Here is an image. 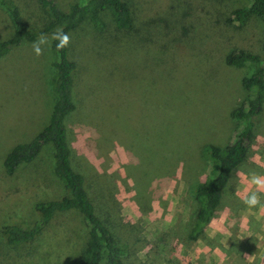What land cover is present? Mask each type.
I'll return each mask as SVG.
<instances>
[{
	"label": "rangeland",
	"instance_id": "374dc122",
	"mask_svg": "<svg viewBox=\"0 0 264 264\" xmlns=\"http://www.w3.org/2000/svg\"><path fill=\"white\" fill-rule=\"evenodd\" d=\"M11 1L27 27L48 20L33 0ZM56 1L63 11L75 2ZM123 1L136 6L130 34L115 32L108 12L102 13L104 31L97 32L84 20L69 33L76 111L67 117L66 138L89 198L108 219L114 238L126 245L125 264H264V209H249L242 202L253 189L237 175L264 176V109L255 119L247 157L231 174L204 236L186 239L198 207L192 186L209 172L197 150L204 144L223 147L231 142L240 127L229 113L250 95L240 80L251 67H227L223 56L232 49L262 55L261 21L251 18L239 29L224 24L231 11L249 0ZM144 3L155 5L149 11ZM10 35V23L0 10V41ZM53 60L49 46L37 57L32 43L0 58V228L11 223L29 227L35 203L63 194L52 173L50 144L11 177L2 168L10 149L30 142L48 122L54 100ZM123 64L124 88L113 121L123 147L109 138L99 150L78 108L93 103L95 95L87 86L102 81L113 65ZM259 195L264 204V192ZM58 214L43 236L25 249L6 247L0 232V264L17 254H22L23 264H77L84 226L75 213ZM221 217L226 218L223 225L218 223ZM27 251L32 258L25 257Z\"/></svg>",
	"mask_w": 264,
	"mask_h": 264
},
{
	"label": "trees",
	"instance_id": "16d2710c",
	"mask_svg": "<svg viewBox=\"0 0 264 264\" xmlns=\"http://www.w3.org/2000/svg\"><path fill=\"white\" fill-rule=\"evenodd\" d=\"M33 1L39 9L44 10L48 18L41 26L35 28L26 26L13 1L0 0V10L6 15L11 26L9 38L0 41V58L12 48L33 43L41 34L51 36L58 28H63L69 34L84 20H88L97 32H102L106 29L102 18L103 12L110 15L115 32L127 34L132 32L133 10L136 6H129L123 0H75L66 11L60 8L56 0ZM144 4L149 5V11L155 5ZM251 18H258L261 21L264 34V0H249L246 6L231 11L224 19V24L239 29ZM56 43L57 41H51L50 46L54 56L51 65L53 71L51 91L54 100L48 122L30 142L12 147L2 161V168L5 176L11 177L20 165L30 163L43 145L50 144L53 151L52 173L61 182L63 194L57 200L35 203L32 208L35 219L29 227L12 223L3 224L0 228L2 239L11 250L25 249L43 236L58 213H75L85 229L77 264H98L100 261H104L105 264H125L124 260L128 255L126 245L120 244L114 238L107 225L108 219L97 212L89 198L84 177L73 167L65 124L68 115L76 111L72 98L76 65L69 59L68 46L58 50ZM261 50L262 55L244 49H232L223 56V64L227 67L241 68L246 65L251 67L248 75L240 80L241 88L250 95L229 113V117L240 127L231 142L223 147L204 144L197 150L209 165V172L203 182L194 183L190 192L198 207L186 233L188 241H197L204 236L205 228L216 214L222 192L231 174L247 157L254 135L255 119L264 109V43ZM123 60L124 58L120 57V61ZM123 66L124 64L119 68L113 65L102 81L95 82L90 88L87 86L88 93L95 95L93 103L87 106L83 103L78 108L82 119L95 133L99 150L104 148L103 145L109 138L111 143L123 147L120 142L121 131L116 123L113 124L117 119V111L120 110L124 88V75L121 72ZM25 257L32 258V253L27 251ZM9 262L23 264L22 254L7 258L6 264ZM199 262L195 264H200Z\"/></svg>",
	"mask_w": 264,
	"mask_h": 264
},
{
	"label": "clouds",
	"instance_id": "9594fccd",
	"mask_svg": "<svg viewBox=\"0 0 264 264\" xmlns=\"http://www.w3.org/2000/svg\"><path fill=\"white\" fill-rule=\"evenodd\" d=\"M51 41H57L56 48L58 50H62L70 44L71 37L68 33H66L63 30V28H58L55 32L52 33L50 38L44 34H41L40 37L32 43L33 53L37 57L43 55L44 47L45 46L50 47ZM237 175L245 178L250 188L253 189L252 191L249 192L248 195H246L243 198L242 202L249 209L256 208L257 206H259L261 209H264V204H261V199L259 195L260 193L264 192V176L257 175L255 173H252L249 176L246 175L244 172H237ZM225 220H226L225 217H221L218 223L223 225L225 223ZM245 223H246V218H245ZM249 259L251 260V257H249Z\"/></svg>",
	"mask_w": 264,
	"mask_h": 264
}]
</instances>
